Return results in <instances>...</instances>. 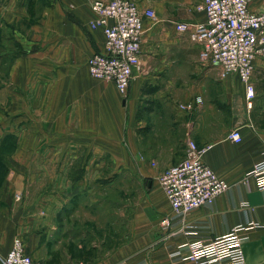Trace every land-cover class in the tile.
<instances>
[{"label": "crops", "instance_id": "1", "mask_svg": "<svg viewBox=\"0 0 264 264\" xmlns=\"http://www.w3.org/2000/svg\"><path fill=\"white\" fill-rule=\"evenodd\" d=\"M94 1L0 0V258L17 237L39 257L53 244L56 223L72 221L69 206H95L98 190L132 178L147 179L151 192L130 239L105 261L101 245L87 244L98 233L85 219L64 233L69 264L74 253L81 264L89 253V264H194L184 260L188 243L257 224L242 232L243 248L247 264H264V190L247 178L264 150V59L255 63L250 110L237 75L223 78L201 60V46L176 31V23L204 21L196 11L203 0H129L153 9L157 21H145L142 65L124 98L88 69L105 51L103 32L90 27ZM250 9L264 12V0H251ZM197 96L203 104L195 112L180 111ZM234 129L241 143L228 138ZM191 140L210 147L203 161L229 189L213 205L177 215L157 178L185 158ZM164 216L171 220L167 240Z\"/></svg>", "mask_w": 264, "mask_h": 264}, {"label": "built area", "instance_id": "2", "mask_svg": "<svg viewBox=\"0 0 264 264\" xmlns=\"http://www.w3.org/2000/svg\"><path fill=\"white\" fill-rule=\"evenodd\" d=\"M250 2L203 0L196 6V11L204 14V21L175 24L178 33L187 35L192 43L201 46L202 61L218 66L223 78L237 75L244 88L248 108H252L256 98L255 63L264 59V12H253ZM91 9L95 16L90 27L103 32L105 51L89 59V72L96 79L113 81L119 93L126 98L134 71L142 65L145 21L156 22V13L153 9L141 10L129 0H97L91 4ZM202 104V97L197 96L191 102L180 104L179 109L190 113ZM228 138L235 143L242 142L239 129H234ZM209 148H200L195 141H189L185 158L158 176L173 213L189 215L203 206H211L229 189L228 183L203 161ZM247 178L253 179L258 190H264V150L262 158L247 173ZM160 224L167 240L171 235V220L164 216ZM257 226H239L226 235L188 243L189 254L184 260L194 264H247L243 244L248 237L242 232ZM177 255L181 256V253L172 254ZM0 261L2 264H39L26 251L20 237L14 239L11 249Z\"/></svg>", "mask_w": 264, "mask_h": 264}, {"label": "rangeland", "instance_id": "3", "mask_svg": "<svg viewBox=\"0 0 264 264\" xmlns=\"http://www.w3.org/2000/svg\"><path fill=\"white\" fill-rule=\"evenodd\" d=\"M246 107L251 110L254 108V103L252 108H248L247 103ZM111 172L112 170L109 171V175ZM147 187V179L139 182L132 178H120L115 181L113 185H105L102 190L97 191L99 200L95 206H81L78 205L77 202L69 206L64 213L72 216L74 215L72 221L69 219L67 223H56V234L51 239L53 244L50 242L51 244L45 245L44 250L39 254V257H35V260L39 264H51L50 262L54 261L58 264H69L67 258L70 255L64 254L65 246L67 247L69 239L67 240L64 237V233L73 226H75L76 229L81 228L80 226H84L85 224L83 221L89 219L92 222H87L85 225H89L91 231L94 233L97 232L98 235L95 233L97 238L89 237L87 244L90 246L96 241L98 245H101L102 253L100 254L106 261L111 257L112 251L130 239V231L133 230L135 220L134 215L138 214L141 201L145 200V197L151 192ZM135 210L137 211L135 212ZM138 224L140 225L141 222L137 220V228L139 226ZM118 234L120 235L118 236ZM77 242L79 243V239H77L76 243H73L78 244ZM91 252L94 253V251ZM89 255L91 254L89 253L88 256L81 255V257H86V264H89L90 259H95L94 255H92V258H89ZM72 260V264L82 263L80 262L82 259H80L79 253H74V255H72Z\"/></svg>", "mask_w": 264, "mask_h": 264}]
</instances>
